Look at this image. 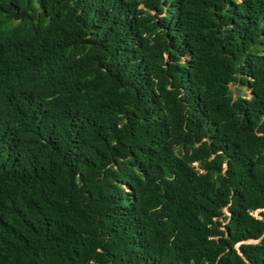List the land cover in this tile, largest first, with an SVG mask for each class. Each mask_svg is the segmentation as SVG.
<instances>
[{"label":"trees","instance_id":"1","mask_svg":"<svg viewBox=\"0 0 264 264\" xmlns=\"http://www.w3.org/2000/svg\"><path fill=\"white\" fill-rule=\"evenodd\" d=\"M0 264H264V0H0Z\"/></svg>","mask_w":264,"mask_h":264},{"label":"rangeland","instance_id":"2","mask_svg":"<svg viewBox=\"0 0 264 264\" xmlns=\"http://www.w3.org/2000/svg\"><path fill=\"white\" fill-rule=\"evenodd\" d=\"M232 89H233L235 95H237L238 93H243V94L249 95V91H248L247 88H241L242 91L240 92V91L238 90V86H237V84L232 85Z\"/></svg>","mask_w":264,"mask_h":264}]
</instances>
